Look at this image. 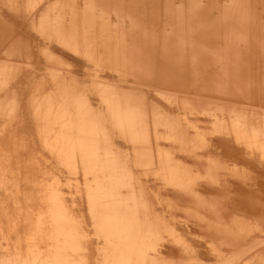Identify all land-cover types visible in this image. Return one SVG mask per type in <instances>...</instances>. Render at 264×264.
Here are the masks:
<instances>
[{"label":"bare ground","instance_id":"1","mask_svg":"<svg viewBox=\"0 0 264 264\" xmlns=\"http://www.w3.org/2000/svg\"><path fill=\"white\" fill-rule=\"evenodd\" d=\"M0 1L7 4L0 20L11 17L6 9L17 12L19 32H38L86 60L107 58L120 76L133 71L146 87L95 81L101 103L94 106L78 74L48 71L33 82L29 110L41 144L83 182L76 188L83 201L67 195L59 177L32 181L1 159L0 264H264V211H251L247 200L254 184L264 192V116L236 102L248 91L264 97V37H257L264 15L255 13L256 0L187 7L84 0L81 8L56 0L42 10V0ZM11 75L12 66L0 63V86ZM137 89L195 113L182 120ZM11 114L0 105L1 118ZM7 129L0 128L1 151ZM246 171L257 173L252 184L241 176ZM155 195L172 198L169 209L184 215L169 216Z\"/></svg>","mask_w":264,"mask_h":264},{"label":"rangeland","instance_id":"2","mask_svg":"<svg viewBox=\"0 0 264 264\" xmlns=\"http://www.w3.org/2000/svg\"><path fill=\"white\" fill-rule=\"evenodd\" d=\"M23 1L24 0H16V3L19 7H21ZM55 1L56 0H42L40 3V10H42L47 4L50 5ZM73 1L74 5L78 8L84 7L86 4L84 0ZM188 1L191 0H173V5L176 7H187ZM219 1L221 2L222 0ZM126 2V0H121L117 2V4H126ZM202 2H206V0H202ZM6 5L7 4L0 1V7L4 9L7 7ZM253 6H255V13L257 15H264V0L263 2L262 0H256ZM5 11L11 17L5 18V20H0V63L11 65L12 75L6 81V85L0 86V105H10L11 109H13V114L9 117H0V128L1 126L6 125L8 129L4 133H6V136H10V140H7L1 148L2 151L0 150L2 152L0 160L6 159L8 156L10 161L9 166L13 168L15 166L19 167L22 174L31 173L32 181L36 177L38 181L42 179V183H47V181H50L53 177H59L67 195L76 199L75 201L78 205H80L83 199L80 198V194L76 191V188L82 187L83 182H76L75 180H72L71 175H69L65 169L59 165L54 155L43 147L37 134L36 122L31 116L29 110V97L36 88L33 82H35V80L37 81L38 78L45 76L48 71L59 72L63 75H69V77L78 74L77 77H79L78 79L80 80V83H84L83 85H85L88 89L90 100L87 102H90L94 106L101 103L94 90L95 81L102 79L107 80L109 82L119 84V86L122 87H120L122 90H124V88L129 90L130 86L133 90L136 88L135 86L146 87L137 83V74L133 71L123 70L127 76H120L118 71L121 70H115L113 67H108L109 64L107 62V58H105L104 61H102L101 58L97 61L94 57L95 55L92 54L91 60H86L84 57H81L82 55L63 48L61 44L53 40L51 45L48 44L47 40H44L43 36L38 32H35L36 34L34 32H32V34L24 31L22 33L19 32L18 26H20L21 21L20 18L14 16L17 12L13 13L10 8ZM257 37H264V33L257 34ZM46 49H50L57 60L48 58L46 56ZM6 50L10 51L6 54L4 53ZM259 74H264V71L261 70ZM46 87L47 84H45L42 89H46ZM136 94H138L140 98L147 101L152 100L153 103H157L161 107L171 106L172 114L179 116L182 120H186L183 119L185 116L184 114L188 113L187 117L191 120L195 113L194 109L188 110V112L185 113L179 105H168L162 95L149 93L148 90L138 91L137 89ZM163 94L168 95L167 92ZM261 95L257 96L254 91L250 93L249 91L246 92V95H243L244 98H242V100L236 101L239 104L237 105L238 108H245L246 106L247 109H249L248 112L250 115L257 114L261 117L264 116V97H261ZM236 102L234 103L235 105L237 104ZM207 136H209V134ZM221 159L226 161V164L230 167L229 169L234 167L232 166L234 162L232 159L229 160L226 157V154H223ZM240 160L243 159H236V162L238 163ZM2 164L7 166L4 162ZM29 167L31 171L26 172ZM140 168L141 167H138V174H140L141 179L154 188L152 185V183H154V180L152 179L153 177L148 173H144ZM235 168L242 170L241 165L238 166V164ZM241 176H243L248 184H252L251 181L257 179V173L253 171H246L245 173H242ZM250 189H252L251 193L253 194L251 199L249 197L247 198L250 210L253 212L258 210L264 211V192L260 190L258 184H254V186L250 187ZM0 199L3 200V198ZM171 200L173 199H168L162 195H155L154 198V202H156L155 205H157L159 209L161 208L167 214L169 213V216L174 215L177 219H179V217L183 216L184 213L176 207H174V209H169L167 203ZM249 215L251 218L256 216L255 213H249ZM261 221L263 222V220ZM87 227L91 226L88 225ZM90 229L92 230L90 236L94 239L95 235L93 233V228ZM185 235L191 239H198L199 237L197 235L187 233H185Z\"/></svg>","mask_w":264,"mask_h":264}]
</instances>
